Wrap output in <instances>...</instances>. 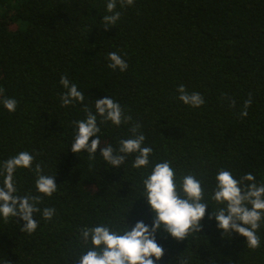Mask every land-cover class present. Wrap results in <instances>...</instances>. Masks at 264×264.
I'll use <instances>...</instances> for the list:
<instances>
[{"label": "trees", "instance_id": "trees-1", "mask_svg": "<svg viewBox=\"0 0 264 264\" xmlns=\"http://www.w3.org/2000/svg\"><path fill=\"white\" fill-rule=\"evenodd\" d=\"M107 3L0 0V89L18 101L14 113L0 103V186L3 163L28 151L35 160L32 169L14 173L16 195L42 197L33 233L21 231L19 218L0 217V264H78L92 247L83 228L103 224L123 234L141 220L151 227L143 180L163 161L178 186L188 174L202 181L209 208L203 230L187 240L156 234L164 256L155 264H176L181 254L190 264H264V224L257 232L261 246L252 250L244 237L224 236L208 219L220 206L211 200L220 170L237 180L251 173L264 184V0H134L124 7L117 0L121 18L105 28ZM110 52L127 62L126 71L108 67ZM61 76L84 93L82 104L61 107ZM181 84L205 104L179 101ZM249 94L252 105L241 118ZM106 96L132 120L117 127L97 116L101 146L118 149L139 124L144 146L153 149L146 168L132 167L136 154L113 169L99 148L95 157L71 151L74 122L86 119L85 108L96 114L95 101ZM36 164L55 176L51 197L37 192ZM45 207L56 210L50 221L43 219Z\"/></svg>", "mask_w": 264, "mask_h": 264}, {"label": "clouds", "instance_id": "clouds-1", "mask_svg": "<svg viewBox=\"0 0 264 264\" xmlns=\"http://www.w3.org/2000/svg\"><path fill=\"white\" fill-rule=\"evenodd\" d=\"M119 3L121 7L132 6L134 0H119ZM116 6L117 0H108L106 9L109 14L102 17L103 27H113L120 20V12L115 11ZM107 59L110 61L108 67L112 70L119 69L124 72L128 69L127 62L116 52H110ZM60 84L66 89L60 97L61 107H67L74 101L81 104L84 102V93L78 90V86L67 76H61ZM176 91L178 100L184 105L200 108L205 104L199 92L189 93L183 84L179 85ZM0 103L9 113H14L18 106V101L5 96L3 89H0ZM251 105L252 98L249 94L240 111L241 118L248 116L247 110ZM229 106L235 107V101H231ZM95 110L96 114H93L90 109L85 108L86 119L74 122L78 131L70 147L71 151L75 154L85 152L89 157H95L99 148L101 157L113 169L120 168L131 154H136L133 168L149 166L153 149L144 146L146 137L142 132L138 134L141 127L139 124L132 125L131 138L121 139L118 149H114L111 144L101 146L97 116L102 118V122L110 121L117 127L132 120L130 115L125 114L120 104L106 96L95 101ZM93 137L95 139H91L89 143ZM34 160L35 156L28 151H22L6 160L3 163L5 178L3 185L0 186V217H3L5 222L9 218H19L24 222L21 231L27 233L35 232L38 227V222L33 217L41 212L38 205L42 202V197L16 195L14 173L21 168L32 169ZM35 172L37 192L51 197L58 188L55 176L43 174L40 164L35 165ZM143 185L145 198L154 214L151 227L141 220L135 223L131 231L126 225L123 234L103 224L83 228L81 237L85 243L90 241L92 247L79 257L78 264H155L164 256L163 247L156 242L157 233H166L179 242L203 230L201 222L209 204L205 199L206 190L202 181L197 179L196 175L188 174L181 177L178 186L175 170L169 161H163L155 164L151 173L143 180ZM211 200L220 206L215 210L212 208L208 219H215L218 229L224 236L239 234L246 239V245L250 249L260 248L261 240L257 232L264 224V184L258 185L251 173H246L237 180L231 172L222 169L215 176ZM55 211L54 208L45 207L42 210L43 219L50 221ZM176 264H190V257L181 254Z\"/></svg>", "mask_w": 264, "mask_h": 264}]
</instances>
